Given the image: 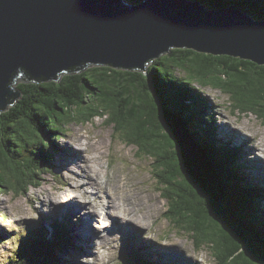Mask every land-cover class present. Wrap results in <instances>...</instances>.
<instances>
[{
	"label": "trees",
	"instance_id": "obj_1",
	"mask_svg": "<svg viewBox=\"0 0 264 264\" xmlns=\"http://www.w3.org/2000/svg\"><path fill=\"white\" fill-rule=\"evenodd\" d=\"M190 1H199L206 9L238 7L251 18L264 20V0ZM177 70L185 72L182 79ZM15 74L10 82L15 95L9 100L15 102L20 97V102L16 108L10 102L0 109V192L12 188L14 176L34 185L37 171L47 167V143L39 140L31 126L33 121L37 122L41 135L48 137L51 133L59 138L70 121L86 123L104 117L125 143L136 145L138 151L153 158L156 183L167 193L165 197L174 201L168 211L172 220L192 230L196 242L210 243L215 257L223 264H264L260 251L264 248V210L253 206L250 198L258 195L257 189H262L258 186L255 189L248 182L233 188L231 180L237 168L231 165L223 170L213 165L211 146L220 151L230 147L229 143L227 147L217 145L212 138L213 130L199 121L204 114L198 99L203 100V96L193 83L214 85L231 94L239 108L264 118V65L234 56L172 48L142 71L88 65L85 69L67 70L49 81H37L24 72ZM185 95L191 96L185 99ZM175 121L193 134L200 158L183 153ZM35 144L38 152L33 150ZM27 147H31L34 160L23 156L22 150ZM231 157L236 163L238 157L227 151L226 158ZM29 162H37V171L29 167ZM225 179L230 181L227 187ZM223 187L228 189L229 197ZM215 218L217 222L211 223L210 219ZM52 224L54 234L50 239L43 234L45 228H32L22 238L20 251H11L8 264H57L54 253L42 248L67 245L68 237L62 223ZM20 239L16 237V242L20 243ZM142 261L139 260L140 264H154ZM124 264L129 262L125 260Z\"/></svg>",
	"mask_w": 264,
	"mask_h": 264
},
{
	"label": "rangeland",
	"instance_id": "obj_2",
	"mask_svg": "<svg viewBox=\"0 0 264 264\" xmlns=\"http://www.w3.org/2000/svg\"><path fill=\"white\" fill-rule=\"evenodd\" d=\"M176 74L182 79L185 72L177 70ZM219 77L225 79L223 75ZM227 81L222 82L225 84ZM193 83L196 88H199L203 99H205V112L210 113L212 119V123H209L206 118L199 121L206 128L212 129L213 132L216 131L222 141L231 146L221 151L215 145L211 146L213 151L210 152V156L213 165L223 170L231 165L237 166L236 176L231 180L232 187L244 184V182L253 184L255 189L256 186L260 187L262 194L259 197L252 196L251 202L253 206L261 207L260 209L264 210V164L257 161V159L262 160L261 152L264 154V118L255 112L239 108L232 100L231 94L214 85ZM186 91L189 92L190 89L187 88ZM19 100L20 97L15 99L12 108H16ZM203 114L205 117L207 116L204 112ZM37 125L36 121L31 124L34 128ZM36 130L40 140L47 143L50 153L47 155V162H45L47 167L39 172L37 171V162L35 164L29 162V167H33L37 171L38 175L34 178L36 183L27 185L23 180H18L14 176L11 178L12 188H6V191L0 192V264H8V258L12 257L11 251H20L24 244L22 238L35 226H37L35 228H45L46 232L42 230L43 234L50 239L54 234L52 222L62 223L68 237L67 245H57L53 248L46 245L42 248L54 253L53 260L57 264H124L125 260L129 264H140L139 260H145L142 261L143 263L148 261L147 263L154 264H192L193 262L196 264H223L215 257L210 243L196 242L192 236V230L184 228L180 222L170 218L168 211L171 209V202L165 197L168 196L167 193L156 183L152 166L153 158L144 151H138L136 145L125 143L121 139V134L117 133L112 125H109L106 118H96L86 123L78 120L70 121L66 127H63V135L59 138H55V134L50 133L48 139L47 136L41 135L37 128ZM73 137L79 138L80 142H76ZM101 138L105 145L103 154L99 153L93 145L94 141L98 142ZM36 145L33 150L38 152V148L35 149ZM75 145L78 149L75 148ZM256 145L260 148H257ZM30 148L22 150V153L24 157H26L25 155L31 156L34 160L35 156L30 154ZM234 149H237V152ZM227 151H230L231 156L236 153V157H238L236 163L232 159L233 157L230 158L231 162L226 158ZM202 153H206V150ZM90 155L98 157L93 162L89 159ZM84 157L88 158L87 162L83 160ZM61 159L62 161H60ZM58 161H60L59 167L57 166ZM94 164L99 170L102 183L104 185L111 184L118 195L119 190L114 178L116 175L119 176L129 193L136 198L138 209L137 213L135 212L136 215L141 217L143 216L141 211L152 207L153 212L146 215L147 220H144V224L139 225V228L127 226L120 233L111 229L108 222L114 216L107 211L105 201L102 200L103 194H99L102 201L101 205H97L95 204L96 199L98 200L100 197L89 190L95 186L96 181L94 176L86 171ZM208 169L211 170V168ZM229 182V179L224 180L226 187L229 186ZM84 184L89 187H85ZM111 185L109 190L112 189ZM75 186L82 187V189L85 187L89 193L87 201H83L81 197L77 196L80 191L73 190L77 189ZM57 187L65 190L59 201L66 197L68 199L76 197L75 199L77 201L79 199V203L82 204L81 208H74L71 212L66 211L64 206L68 199H65L64 204L55 202L58 200L60 192L56 195L51 193L52 198L50 199L47 198V195H43L44 191L50 192ZM226 187L223 188L228 192L227 196L229 197ZM126 201L130 202V200ZM89 204H93L100 211L99 219L96 220L98 218L96 216L91 221L84 219L82 210L86 211ZM93 205L91 206L92 210L96 211ZM224 206L228 208L226 207L229 206L227 201ZM210 222L216 223L217 218L210 219ZM107 224L108 226L105 227ZM50 227H52V231H50ZM90 228L92 234L88 231ZM106 233L110 237L108 243L99 239L100 235ZM77 234L78 236H76ZM16 237H21L20 243L16 242ZM98 242H101V246ZM166 242H171L173 247L170 248L180 251L185 256L184 260L175 254H171L173 258L168 254H158L159 249ZM142 243L144 249L139 247ZM260 251L264 255L263 247L260 248ZM166 258H170L171 263L167 262Z\"/></svg>",
	"mask_w": 264,
	"mask_h": 264
},
{
	"label": "water",
	"instance_id": "obj_3",
	"mask_svg": "<svg viewBox=\"0 0 264 264\" xmlns=\"http://www.w3.org/2000/svg\"><path fill=\"white\" fill-rule=\"evenodd\" d=\"M172 48L262 65L264 20L190 0H0V109L17 72L46 81L89 64L142 71ZM175 128L183 153L200 158L193 134Z\"/></svg>",
	"mask_w": 264,
	"mask_h": 264
},
{
	"label": "bare ground",
	"instance_id": "obj_4",
	"mask_svg": "<svg viewBox=\"0 0 264 264\" xmlns=\"http://www.w3.org/2000/svg\"><path fill=\"white\" fill-rule=\"evenodd\" d=\"M147 65V64H146ZM146 67V66H145ZM178 82V81H177ZM181 91V90H180ZM201 97V96H200ZM199 101L198 102H200L201 101V103L199 104L201 107L199 108L200 110H202V112H204L207 116H208V118H210V121H211V123H212V119H211V117H210V113H207V112H205V109H206V107H204L203 105H202V103L204 104L205 103V100L203 99H198ZM176 103H180V102H177V100L175 101ZM189 102V101H188ZM196 109V108H195ZM188 110V109H187ZM197 110V109H196ZM198 112V111H197ZM209 112H211V111H209ZM212 113V112H211ZM200 114V113H199ZM190 116V115H189ZM200 118V117H199ZM194 120V119H193ZM192 121V120H191ZM176 122V121H175ZM196 123V122H195ZM200 123V122H199ZM240 127V126H239ZM206 128V127H205ZM241 129V128H240ZM206 131V130H205ZM243 131V130H242ZM244 134V133H243ZM80 135V134H79ZM203 135V134H202ZM45 136H46V134H45ZM204 136V135H203ZM255 137V136H254ZM186 138H188L189 140H190V142H191V144L193 145V143H195V145L194 146H197L198 147V144H197V142L195 141V140H192V136H190V137H186ZM212 138H214L215 140V142H216V144L217 145H222V144H225V146L227 147V145H228V143H226V142H224V141H222V138L216 133V131L213 133V136H212ZM73 139L76 141V142H80L79 141V138H74L73 137ZM206 139V138H205ZM98 140V139H97ZM218 140H219V142H218ZM68 141H69V139H68ZM94 144V146L96 147V149L99 151V153H101V154H103V148H104V142H103V138H101V139H99L98 140V142H93ZM82 145V144H81ZM257 146V145H256ZM75 148L76 149H78V147L75 145ZM191 148H192V150H194L195 152H198V154L200 153L199 152V148H197V149H195L193 146H191ZM257 148H260L259 146H257ZM234 151V150H233ZM234 153V152H233ZM45 154H46V156L47 155H49L50 153H49V151L48 150H45ZM236 155V154H235ZM246 156V155H245ZM260 156H263L262 157V160H258L257 159V161H261V164H264V154H262V152H261V155ZM96 157H98V156H96V155H90L89 156V159L91 160V161H95V159H96ZM240 159V158H239ZM83 160L85 161V162H87L88 161V158L87 157H84L83 158ZM237 160V159H236ZM243 160V159H242ZM60 161H62V159L60 160ZM60 161H58L57 162V166L59 167L60 166ZM230 161V160H229ZM231 162V161H230ZM240 163V162H239ZM75 166V165H74ZM82 167V166H81ZM237 167V166H236ZM71 168V167H70ZM46 169V168H45ZM99 170H98V168H97V166L94 164L93 165V167H91V168H88V171H86V173H91L93 176H94V179H95V181H96V184H95V186L94 187H92V188H90L89 190L91 191V192H95L96 193V196H98V197H100V195L99 194H103L102 196H104V197H102V200L103 201H105V205H106V209H108L107 211L108 212H110L114 217H112L110 220H109V222H108V224H109V226L111 227V229L112 230H114V231H116L117 233H120V232H123L126 228H127V226H132L133 228H139V225H142V224H144V220H147L146 219V215L147 214H149V213H151V212H153L152 211V207H150L149 209H145V210H143V211H141V215H143V216H139V215H136L135 214V212L137 213V211H138V209H137V207H136V198H135V196L134 195H131L130 193H129V191H128V189H127V187L125 186V184H123L121 181H120V178H119V176L118 175H116L115 176V178H114V181L116 182V185H117V188H118V190H119V195H118V193H116L115 192V188L111 185V184H106V185H104L103 183H102V181H101V176H100V173L98 172ZM77 172V171H76ZM83 175V174H82ZM246 175V174H245ZM244 177H246V176H244ZM250 178V177H249ZM73 185V184H72ZM85 185V184H84ZM110 185L112 186V189L111 190H109V188H110ZM74 186V185H73ZM80 186V185H79ZM79 186H75L77 189H73V190H79L80 192H79V195H77V196H79V197H81V199L83 200V201H87V198H88V196H89V193H87V191H86V189H85V187L86 186H88V185H85V187H84V189H82V187H79ZM89 187V186H88ZM46 190V189H45ZM60 192V195H59V198H58V200L57 201H55V202H59L60 204H64V201H65V199H68L67 197L66 198H63V199H61L60 201H59V199H60V197L65 193V190L63 189V188H60V187H57V188H55V189H53V190H50V192L49 191H44V196H46L47 195V198H52V196H51V193H54V194H52V195H56V194H58ZM91 196V195H90ZM126 199V200H130V202H127L124 198ZM76 197H71V198H69L67 201H69V202H67V201H65V206H64V209H67L66 211H70L71 212V210H73L74 208H81V205L82 204H80L79 203V199H78V201H77V199H75ZM90 198V197H89ZM80 199V200H81ZM92 199V198H91ZM90 199V200H91ZM95 199V198H94ZM81 200V201H82ZM89 200V199H88ZM101 197H100V199H96V202H95V204H97V205H101ZM232 201V200H231ZM89 202V201H88ZM171 202V201H170ZM173 203H174V201H172L171 202V205L173 206ZM142 204V203H141ZM93 204H89V206H88V208H87V210L86 211H84V210H82V215H83V217H84V219L86 220V221H91L93 218H95V216L96 217H98V218H96V220L97 219H99V217L101 216L100 215V211L93 205V208L94 209H96V211H94V210H92V206ZM142 206H144V204H142ZM103 207V206H102ZM172 208V207H171ZM261 208V207H260ZM238 209V208H237ZM79 210V209H78ZM257 210V209H256ZM260 210V209H259ZM80 211V210H79ZM75 213V212H74ZM238 213V212H237ZM240 213H242V212H240ZM76 214V213H75ZM57 217V216H56ZM66 217V216H65ZM38 219V218H37ZM80 220V219H79ZM139 221H143V222H139ZM70 222V221H69ZM76 222V221H75ZM84 222V221H83ZM108 224L107 225H105V227H107L108 226ZM31 227V226H30ZM37 227V226H36ZM62 227V226H61ZM88 229V228H87ZM4 230V229H3ZM135 230V229H134ZM89 231V233H91L92 234V232H91V228H90V230H88ZM88 233V234H89ZM90 234V235H91ZM123 234V233H122ZM90 235H88V236H90ZM118 235V234H117ZM146 235V234H145ZM76 236H78V234L76 235ZM11 237V236H10ZM87 237V236H86ZM88 238V237H87ZM99 239H102L103 241H106L107 243L110 241V237H109V235L106 233V234H103V235H100V238ZM116 240V239H115ZM97 241V240H96ZM99 243V245L101 246V242H98ZM98 243H97V245H98ZM144 243V242H143ZM143 243L141 244V245H139V247H142L143 248ZM95 244V243H94ZM93 244V245H94ZM119 244V243H118ZM171 242L170 243H164L163 244V246H162V248L161 249H159L160 250V252H158V254H168V255H170V257L171 258H173L172 256H171V254H175V255H177V256H179L182 260H184V255L183 254H181V252L180 251H178V250H174V249H171L170 247H173V246H171ZM132 246V245H131ZM128 249V248H127ZM144 249V248H143ZM94 252V251H93ZM98 256V255H97ZM156 258V257H155ZM166 260H167V262H169V263H171V259L170 258H166ZM164 262V261H163ZM140 263V262H139ZM192 264H196V263H192Z\"/></svg>",
	"mask_w": 264,
	"mask_h": 264
},
{
	"label": "clouds",
	"instance_id": "obj_5",
	"mask_svg": "<svg viewBox=\"0 0 264 264\" xmlns=\"http://www.w3.org/2000/svg\"><path fill=\"white\" fill-rule=\"evenodd\" d=\"M168 53V52H167ZM206 54H209V53H206ZM164 55V54H163ZM232 57V56H231ZM90 65H94V64H90ZM111 67V66H110ZM63 73V72H62ZM60 73H58L57 75H59ZM46 81H49V80H46ZM96 118H104V117H96ZM95 118V119H96ZM204 118H206L207 120H209L210 121V118H208V116H203L202 117V119H204ZM39 120V119H38ZM211 122V121H210ZM209 122V123H210ZM202 123V122H201ZM183 125V124H182ZM184 126V125H183ZM33 130H35V131H37L36 130V128H34ZM39 138V137H38ZM39 140H40V138H39ZM220 146H222V145H220ZM222 147H226V146H222ZM229 147H231V146H229ZM26 157H28L29 158V156H27V155H25ZM261 192H262V190H260V189H257V191H256V193L258 194V195H256L257 197H259V195L261 194ZM254 196V195H253ZM250 198H252V196L250 197ZM50 231H52V227H50ZM49 231V232H50ZM124 259V258H123ZM125 260V259H124ZM124 263H125V261H124Z\"/></svg>",
	"mask_w": 264,
	"mask_h": 264
},
{
	"label": "flooded vegetation",
	"instance_id": "obj_6",
	"mask_svg": "<svg viewBox=\"0 0 264 264\" xmlns=\"http://www.w3.org/2000/svg\"><path fill=\"white\" fill-rule=\"evenodd\" d=\"M30 100V99H29Z\"/></svg>",
	"mask_w": 264,
	"mask_h": 264
}]
</instances>
